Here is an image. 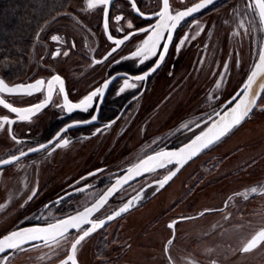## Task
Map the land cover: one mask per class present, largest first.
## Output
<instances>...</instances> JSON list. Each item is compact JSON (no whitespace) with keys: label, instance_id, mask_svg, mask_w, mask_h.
Instances as JSON below:
<instances>
[{"label":"flooded vegetation","instance_id":"1","mask_svg":"<svg viewBox=\"0 0 264 264\" xmlns=\"http://www.w3.org/2000/svg\"><path fill=\"white\" fill-rule=\"evenodd\" d=\"M89 2L90 0H74L73 6L48 18L29 42L24 58H21L23 65L17 70H11L9 67L4 71L0 69V81L3 82L0 87L6 84H34L37 80L45 82L40 91L31 95L0 92V98L6 103L26 109L48 101L43 108L28 114L29 118L24 120L20 119L19 113H11L10 109L0 105L4 115L9 118L8 122L0 125V133L9 140L5 152L0 154V160L18 157L10 164H0V172L4 173L3 175L0 173V182L7 183L9 175L11 180H14L24 171L23 178L20 177L22 184H20L21 189H18L19 194L22 191L27 193L30 189L31 199L22 208L25 214L24 221L14 229L51 224L80 213L89 206L97 204L102 197L108 195L110 189L113 191L103 206L93 212L88 217L89 220L97 222L104 220L132 201V206L126 212L118 216L114 215L113 219L93 231L81 241L75 252L77 264H87L82 260V251L79 248L83 242L89 241L87 255L93 258L92 264H124V261H127L124 255L129 251L132 237L127 235L122 220L130 213L132 217L134 216L133 219L141 218L139 213L144 205H139L140 200L152 187L158 185L157 181L174 172L175 175H171V179L166 184L178 182L177 185L180 186L183 180L185 189L180 198L186 200L188 196L199 190V185H203L202 182L210 181V177L213 178L212 183L220 177L231 175L238 179L242 173L255 168L258 161L264 157V146L257 153H249L246 159L231 169L232 173H226L224 165L226 157L233 155L239 149L233 150L228 155L222 154L215 148L219 141L214 142L179 168L176 167V163L165 164L170 169L167 174L156 176L140 184L125 200L116 201L122 191L152 172H143L127 182L118 184L117 181L123 179V174L132 165L149 155L177 148L188 141L177 142L178 135L183 131L181 128L192 119L202 117L206 110L210 109L209 104L201 101V93H199L195 96L192 94L188 98L189 101L196 102L195 107L185 108L184 104V108L177 110L169 119L171 123L169 127L163 129V133L158 129L159 127L150 130L149 127L144 128L145 131L146 129L149 131V133L145 132L144 136L147 134L152 138L156 136L159 144L136 160L123 162L121 148L115 157L112 156L111 151L101 155L98 162L82 160L70 172L56 174L55 176H60L59 178L57 176V182L54 177H49L43 182L41 174L47 164L46 161L55 162L56 154H59L63 148L97 138L102 132H112L116 124L129 115L131 109L135 110L133 116L136 115L138 105L143 101L146 93L158 86L159 91H167L170 95L176 90V84L186 83L189 75L190 79L193 77L195 70V76L190 82L200 88L204 78L202 72L204 65L208 64L209 59L216 64L222 57L218 56L217 34H215L219 27L218 14L221 11L228 10L231 18L242 20L250 34L249 36L245 31L241 33L239 30L240 35L237 41L233 42L235 61L238 65L255 62L264 37V19L254 0H214L212 4L185 17L172 30L170 42L167 40L161 42L168 43V48L163 62L156 67L158 56H151L141 63L143 57H133L132 53L143 47V41L150 34L138 30L147 29L157 23L158 17L155 13L162 8V0H134L135 7L133 0H109L107 5H97L92 8H89ZM201 2L202 0H169V11L175 15L176 12ZM117 16L122 19L117 21ZM129 24L132 25L131 28ZM252 30L253 37L250 33ZM130 32L136 34L117 48L114 41L123 39ZM109 36L113 39H109ZM53 37L57 39L54 40ZM181 40L184 41L183 44H180ZM113 48H116L115 52H112ZM252 52H254L253 58ZM153 68L155 70L151 71ZM146 72L150 74L144 80L135 79ZM53 76L61 78L64 92H60L59 83L54 82L49 99L47 82ZM125 80L135 87H125ZM105 82L108 83L107 88H104ZM122 87H125L123 92L120 91ZM97 88L102 89V92L93 98L87 110L75 108L68 112L63 107L65 95L71 103L79 104ZM167 98L168 96L164 100ZM156 100L157 98H151L146 103L148 108L144 113L153 107L154 102L158 101ZM211 100L217 105L216 98ZM215 104L212 107H215ZM92 116H96V119L92 120ZM97 129L100 131L97 132ZM63 140H67L68 143L62 144ZM40 145L46 147L40 148ZM29 148L37 151L29 152ZM21 151L26 152L27 155L21 156ZM194 161H197L195 167L185 174V170ZM17 164L20 165L16 166ZM151 167L157 168L155 164ZM137 196L140 198L134 200ZM200 199L204 198L200 197ZM233 200L235 204L230 205ZM170 208L171 205L166 207L167 213ZM222 213L226 219L224 221L219 217ZM252 213L255 215L253 216ZM242 215L244 220L240 218ZM257 215L260 220H252L257 218ZM231 218L233 220H230ZM162 225L165 232L152 240L162 238L160 252L153 260L147 261V264H264V242L252 251H241L256 233L264 230V190L262 189L249 194L240 188L232 189L224 195L219 205H208L196 211L189 210L187 213L166 218L162 221ZM90 226L85 224L83 228L87 229ZM98 232L101 233L95 235ZM6 233L7 231H1L0 237ZM70 234L72 238L67 246L66 259L71 254V244L81 232L71 230L67 235ZM190 237L191 242H188ZM134 239H138V235ZM32 244V247H38L43 245V242ZM27 257L29 256L25 251L7 250V254L0 253V264H29Z\"/></svg>","mask_w":264,"mask_h":264},{"label":"rangeland","instance_id":"2","mask_svg":"<svg viewBox=\"0 0 264 264\" xmlns=\"http://www.w3.org/2000/svg\"><path fill=\"white\" fill-rule=\"evenodd\" d=\"M70 6L73 5L71 4ZM229 13L228 10H225L218 14L219 27L215 33L217 34L216 47L218 46V56L222 57L216 64L213 60L209 59L208 64L204 65L202 70L204 78L200 88H197L195 84H191L190 82L195 76V70H193V77L190 79L189 75V79H187L186 83L176 84V90L170 95H168L167 91H159V86L153 91L147 92L143 101L138 105L139 109L136 114L138 116H133L135 110L131 109L129 115L122 118L116 124V127L112 132H102L97 138L70 145L65 149L60 148L62 150L59 154H56L57 160L55 162L51 163L46 161L47 164L41 174L43 182L49 177H54L57 182L60 176L57 175V178V176H55L56 174L60 172H70V170L75 169L77 164H80L82 160L89 159L90 161L94 160L98 162L101 155L111 151L112 156L115 157L121 148L123 162L140 158L159 144V140L156 136L154 138L148 136L149 134L144 136L145 132L149 133V131L147 129L145 131L144 128L149 127L150 130L159 127L158 129L163 133V129L169 127L168 125L171 123L169 119L172 118V115L177 110L184 108V104L186 105L185 108H191V106L195 107L196 102H191L188 99L192 94L195 96V94L201 93V101L209 104L210 109L206 110L205 115L202 117L192 119L185 124L181 128L183 131L176 139L177 142L180 143L189 140L194 135L214 123L219 118L220 114L234 103L241 86L251 71L252 63L254 62L250 63L251 65H238L235 61V58L233 57V42L237 41L236 39L240 35L239 30H241V33L245 31L249 36L250 34L248 29L244 26L243 21L236 17L231 18ZM250 33L251 37H253L254 31L252 30ZM253 55L254 52L251 54L252 58ZM7 60L9 61L7 58L0 59V69L2 71L6 70L8 67L5 64ZM167 96L168 98L164 100ZM151 98H157L158 101L156 100L157 102H154L153 107H150L148 112L144 113L148 108L146 103L151 100ZM214 98L217 99V105L215 104L216 102L211 100ZM206 100L209 102H205ZM214 104L216 106L212 107ZM143 114L145 116H143ZM5 116L3 110L0 109V125L5 123L3 120V117ZM8 141V138L0 133V154L5 152ZM12 144L14 145L13 142ZM263 146L264 91H262L255 105L252 106L248 115L239 125L223 136L215 148L220 153L226 155L235 149H239V151L237 150L233 155L228 156V158L226 157V160L224 161L226 173H232L231 169L239 164V162L246 159L249 153L252 152L253 154L259 152L260 148ZM197 161L190 164L187 170H185V174L195 167L194 165ZM19 165L20 164H17L16 166ZM154 169V171L150 172L149 175L142 178L135 185L122 191L115 200H125L130 192L136 189L140 184L156 176L167 174L170 171L166 166ZM23 173L24 171L18 174L19 177L17 175L18 178H14L15 181L11 180V175H9L7 183L4 181V183L1 184L0 182V232L19 229H14V227L24 221L23 218L25 217V214L23 213L22 208L29 200L30 189L27 190V193L26 191H22V193L19 194L18 189H21L20 184H22ZM1 174L3 175L4 173ZM210 178V181L202 182L201 184L203 185H199L201 189L198 188L199 190L194 192L191 196H188L186 200L180 198L185 189L181 178V182L178 179L180 186L177 185L178 182H175L173 184L171 183V185L165 183L163 187H160L159 185L152 187L151 190L140 200L141 203L139 205H144V208L141 209L139 213L141 218L139 220L138 218L133 219L134 216L132 217V213H130L122 220L127 235L132 237L130 238L131 243L129 245V251L124 255V258H126L125 260H127L124 261V264H134L135 262L147 264V261L155 258L158 252H160V242L162 238L157 239L156 241L152 240L155 238V233L157 231L158 235L156 238L160 237L165 232L162 221L166 218L187 213L189 210L196 211L208 205H219L224 195L232 189L240 188L241 190L246 191L247 194L253 193V188H255L256 191L260 189L264 190V157L258 161L255 168L242 173V176L238 179L236 176L233 177V175H231L223 178L220 177L219 180L213 181L212 183L213 178ZM173 185H175V187L177 185V189L170 198H167L165 196L167 190L171 189ZM200 197H203L204 199L201 200ZM233 204H235L234 200L230 205ZM256 204H258L257 201ZM169 205H171V208L167 213L168 210L166 207ZM223 215V213L222 215H219L221 221L226 220ZM252 215L254 216L255 213H252ZM204 218H206V216ZM233 218L230 220H233ZM240 218L244 220L243 215L240 216ZM252 220L259 221V215ZM10 227L12 230H10ZM20 228H24V226ZM99 233L101 232H98L95 235H99ZM137 235L138 239H134ZM71 238V234L67 235V238L60 240L59 244H45L43 242V245H39L38 247H32L31 245L33 244L24 245L23 250L17 249V251H25L28 254L29 257H27V259L29 264L36 263L39 260L40 261L37 264H62L63 261H66V250ZM88 242H83L79 249L82 251V260L87 264H92L93 258L87 255V248L90 246V242ZM188 242H191V237Z\"/></svg>","mask_w":264,"mask_h":264},{"label":"snow or ice","instance_id":"3","mask_svg":"<svg viewBox=\"0 0 264 264\" xmlns=\"http://www.w3.org/2000/svg\"><path fill=\"white\" fill-rule=\"evenodd\" d=\"M214 2V0H202L201 3L195 4L193 7H189L186 10L176 12L175 15H172L169 11L170 5L169 0H162V8L159 12L155 13V15L158 17V21L154 25H150L147 29H140L138 31H142L145 33H150L147 36V39L143 41V47L138 48L136 51L132 53L133 57H143L141 59V63L144 62V60L149 59L151 56H158V61L156 64V67H159V63L163 62L165 58V54L167 52L168 43H161L164 40L171 41L172 40V30L177 27V25L185 18L190 16L191 14L199 11L202 8H205L207 5H210ZM109 3V0H90L89 2V8L95 7L97 5H107ZM255 3L259 5L260 8V15L262 18H264V0H255ZM133 6L135 7L134 0H133ZM252 5H249L251 7ZM141 15H143L141 13ZM122 17L117 16L116 20H121ZM105 27L107 28V20L105 21ZM132 25L129 24V28H131ZM136 33H129L128 35H125L123 39L115 40L114 43L116 44L117 48L123 44L125 41L129 40L133 35ZM53 39H57V37H53ZM109 39H113L111 36H109ZM184 41L181 40L180 44H183ZM179 47V46H178ZM116 48L112 49V52H115ZM112 52L109 53V55L112 54ZM67 53H65L66 55ZM107 58V57H106ZM261 66H264V54L260 55V64H258L256 67L260 68ZM155 68L151 69V71H154ZM150 73L146 72L142 76L135 77L136 80H144ZM256 71H252L251 74L248 76V81L244 85V89L248 87V82H251L252 79L256 76ZM59 83L60 85V92H64L63 87V81L59 76H53L51 80H49L48 83V90H49V99H51V94L53 91V83ZM43 80H37L34 84H28V85H17L14 88H8L7 86L0 87V92L7 91L9 94H28L31 95L34 92H38L41 90L42 85H44ZM3 82L0 81V85H2ZM108 83L105 82L104 88H107ZM125 87H135L134 84H129L127 80H125ZM125 87H122L120 89L121 92L125 90ZM243 91V90H242ZM261 91H264V88H262ZM102 92V89L97 88L95 91L90 93L88 96L84 97L80 101L79 104H73L70 101H68L67 96L64 97V105L63 107L68 111L71 112L75 108H84V110H87V107L90 106L91 102L93 101L94 97H97L98 94ZM244 95H247L246 91L244 92ZM260 93L257 94V97H259ZM239 96V94H238ZM235 99V98H234ZM48 101L46 100L44 103L37 104L32 106L31 108L26 109H20L17 107L12 106L9 103H6L4 99L0 98V105H3L5 108L10 109L11 113H19L20 119H28V114H31L33 111H39L41 108L45 106V104ZM256 100L253 99L251 102L247 100H241L240 103L237 104L236 108L232 110V119L230 122H227L223 125V127H220L217 131H212L211 135L202 134V136H197L195 140L191 142V144L184 146L183 148H180L179 150L175 152H158L154 156H148L146 160H142L140 164L135 166V175H141V169L144 172L148 171H154L155 169L153 167H149L150 162L156 161L160 159V163H158L157 167H164L165 164L163 163L164 160H166L168 163H180L181 161H184L185 159H190L191 156L195 155L196 152L207 148L209 145L213 144L215 141L219 140L220 137H222L225 133H227L232 126L235 124H239L241 120H243L251 110V105H255ZM96 116H92V120H95ZM3 120L5 122L9 121V118L7 116L3 117ZM71 126V125H70ZM100 129H97V132H99ZM59 135V134H57ZM199 142V143H198ZM62 144H67V140H63L61 142ZM60 145L58 144L57 147ZM193 146H195L193 148ZM46 147L45 145H40V148ZM189 149H193L191 151H188ZM29 152L37 151V149L29 148ZM21 156L27 155L26 152L21 151ZM18 157L13 156L11 160H0V164H10L13 161L17 160ZM128 179L133 178V169H128ZM171 175H175L173 172ZM171 175L165 176L162 180L157 181L158 185L160 187H163L165 183H167L168 180L171 179ZM124 182H127L126 180ZM119 184L120 181H117ZM113 190L110 189L108 195L111 194ZM253 192L256 191L255 188L252 189ZM140 197H134V200H138ZM31 199V197H29ZM106 201V197H102L100 201L97 202L96 205H93L92 208H86L83 212L77 213L75 216H69L66 219L58 220L55 224H48L46 227H33V228H26L20 231H13L7 235H4L3 237H0V253L7 254V250L10 249H20L23 250V246L25 244H31L34 241H43L45 244L49 243H56L59 244L60 240L66 239L67 234L71 230H76L77 232H81L75 241L71 244V254L67 256L66 261H63L62 264H68V262H71V264H77L75 260V252L78 247V245L83 241L86 237H88L93 231H95L97 228L102 227L106 220H99L93 221L89 220L88 217L91 216V214L95 211H98L99 207L103 206V203ZM132 206V201H129L128 204H125L124 207L120 208L118 212H116L114 215L118 216L123 212H126L130 207ZM114 216H108L107 220L113 219ZM90 224L91 226L87 229L83 228V225ZM169 227H172V225H169ZM261 242H264V230H260L256 235H254L251 240L247 242V244L241 249L242 252H249L255 249L257 246L261 244ZM171 243V241H169Z\"/></svg>","mask_w":264,"mask_h":264},{"label":"trees","instance_id":"4","mask_svg":"<svg viewBox=\"0 0 264 264\" xmlns=\"http://www.w3.org/2000/svg\"><path fill=\"white\" fill-rule=\"evenodd\" d=\"M74 0H0V59L11 70L23 65L24 53L35 32L52 15Z\"/></svg>","mask_w":264,"mask_h":264},{"label":"water","instance_id":"5","mask_svg":"<svg viewBox=\"0 0 264 264\" xmlns=\"http://www.w3.org/2000/svg\"><path fill=\"white\" fill-rule=\"evenodd\" d=\"M254 2H255V0H254ZM257 6H258V8H259V5H257ZM259 10H260V8H259ZM263 19H264V18H263ZM261 54H264V37H263L262 45H261V48H260L259 54H258V56H257V59H256L254 65H253V67H252V69H251V71H250V73H249V75H250L252 71H256L257 74H256V76L252 79L251 82H248V87H247L246 89H244V85H245V83L248 81V77L246 78V80L244 81V83H243V85L241 86L240 91H239V93H238L239 96H238V94H237L234 103H233L230 107H228L227 109H225V110L223 111V113L220 114L219 118H218L214 123H212L209 127L205 128L204 130H202L201 132H199L198 134H196L195 136H193L191 139H189V140H188L187 142H185L183 145H180V146L177 147V148L166 149V150H162V151H159V152H175V151L179 150L180 148H183L184 146L191 144V142H192L193 140H195V138H196L197 136H202V134L211 135V134H212V131H217L220 127H223V125H224L225 123L231 121V119H232V110H233L234 108H236L237 104L240 103L241 100H247V101L251 102L253 99H255V100L257 101L258 98L260 97L261 93H262V91H261L262 88H264V66H261L260 68H257V67H256L258 64H260V55H261ZM249 75H248V76H249ZM17 85H19V84H13V85H7V84H6V85H4V86H7L8 88H14V87L17 86ZM242 90H243V91H242ZM245 91H246L247 95H244V92H245ZM258 93H260L259 97H257V94H258ZM252 106H253V105H251V108H252ZM241 121H242V120H241ZM241 121H240V122H241ZM239 124H240V123H239ZM239 124H235L234 126H232L228 132H230L232 129H234V128H235L237 125H239ZM228 132H227V133H228ZM227 133H225L223 136H225ZM223 136H222V137H223ZM222 137H220V139H221ZM220 139H219V140H220ZM219 140H217V141H219ZM217 141H215V142H217ZM198 143H199V142H198ZM194 147H195V146H193V148H194ZM204 149H205V148H204ZM204 149H202V150H204ZM191 150H193V149H189L188 151H191ZM202 150L196 152L195 155H197V154H198L199 152H201ZM156 153H158V152H156ZM156 153H154V154H152V155H149V156H154ZM195 155L191 156L190 159H192L193 157H195ZM147 157H148V156H147ZM147 157H145V158L142 159V160H146ZM190 159H185L184 161H181L180 163H176V165H177L176 167L179 168L181 165H183L184 163H186V162L189 161ZM142 160H140L139 162H137L136 164H134V165H132V166L130 167L131 169H133V173H132L133 178L136 176V175H135V166L138 165V164H140V162H141ZM160 162H161L160 159H158V160H156V161H153V162H150L149 167L153 166L154 164L157 165V164L160 163ZM163 163H164V164H170V163H168L166 160H164ZM173 163H175V162H173ZM130 168H129V169H130ZM141 172L143 173L144 171L141 169ZM128 176H129V173H128V170H127V171L125 172V174H123V176H122L123 179L120 181V184H122L125 180H126V181L129 180V179H128ZM104 197H106V199H107V198L109 197V195H107V196L105 195ZM93 205H96V204H93ZM93 205L89 206L88 208H92ZM83 211H84V210H83ZM83 211H82V212H83ZM75 215H76V214H75ZM75 215H72V216H75ZM111 216H114V215H111ZM66 218H68V217H66ZM66 218H64V219H66ZM61 220H62V219H61ZM104 220H106V222L108 221L107 218L104 219ZM56 222H57V221H56ZM56 222L51 223V224H55ZM47 225H48V224H46V225H39V226H28V227H24V228H19V229H15V230L9 231V232H7V233L4 234V235H7V234H9V233H11V232H13V231H20V230H23V229H26V228H33V227H46ZM81 234H82V233H81ZM4 235H2L1 237H3ZM255 235H256V234H255ZM39 242H43V241L38 240V241H34V242H32V243H39ZM32 243H31V244H32ZM25 245H29V244H25ZM10 250H13V249H10ZM14 250H15V249H14Z\"/></svg>","mask_w":264,"mask_h":264},{"label":"bare ground","instance_id":"6","mask_svg":"<svg viewBox=\"0 0 264 264\" xmlns=\"http://www.w3.org/2000/svg\"><path fill=\"white\" fill-rule=\"evenodd\" d=\"M176 189H177V185H176V187H175V185H173V187L167 191L166 197L171 196L176 191ZM157 233H158V231L155 233V236H157Z\"/></svg>","mask_w":264,"mask_h":264}]
</instances>
